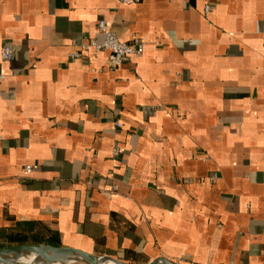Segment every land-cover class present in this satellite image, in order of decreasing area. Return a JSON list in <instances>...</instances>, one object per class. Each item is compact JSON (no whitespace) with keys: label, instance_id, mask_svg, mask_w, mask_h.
<instances>
[{"label":"crops","instance_id":"0c3cea01","mask_svg":"<svg viewBox=\"0 0 264 264\" xmlns=\"http://www.w3.org/2000/svg\"><path fill=\"white\" fill-rule=\"evenodd\" d=\"M101 20L143 53L70 60ZM4 46L0 245L264 264V0H0Z\"/></svg>","mask_w":264,"mask_h":264},{"label":"built area","instance_id":"2783aa9c","mask_svg":"<svg viewBox=\"0 0 264 264\" xmlns=\"http://www.w3.org/2000/svg\"><path fill=\"white\" fill-rule=\"evenodd\" d=\"M142 0H120L121 3L133 4L140 3ZM97 30L102 35V41L100 43L89 40L88 42L76 47L71 53L68 54L70 60H77L81 58L83 53L91 52L93 54L106 53L107 54V66L109 69L114 70L124 63L129 62L133 57L140 56L143 53V42L136 36L131 35L129 41H120L105 24L104 21H98ZM13 58L12 48L10 46H4L0 49V61L1 63H8ZM4 79V75L0 73V81ZM118 128L120 124L116 125ZM26 172L31 171V167L25 168Z\"/></svg>","mask_w":264,"mask_h":264},{"label":"water","instance_id":"95a60500","mask_svg":"<svg viewBox=\"0 0 264 264\" xmlns=\"http://www.w3.org/2000/svg\"><path fill=\"white\" fill-rule=\"evenodd\" d=\"M0 264H128L109 256L48 245H21L0 248ZM149 264H174L158 258Z\"/></svg>","mask_w":264,"mask_h":264},{"label":"trees","instance_id":"16d2710c","mask_svg":"<svg viewBox=\"0 0 264 264\" xmlns=\"http://www.w3.org/2000/svg\"><path fill=\"white\" fill-rule=\"evenodd\" d=\"M27 236H29L27 235V231L22 230L20 235H15V236L10 235L8 237H5L4 242H6V245L1 244L0 248L7 247V246L40 245L43 243H45V245H48V246L57 247L54 244H50V243L46 244V242L41 241L42 239L38 237V235L36 236V233L34 236H32L33 239H30L31 237H27Z\"/></svg>","mask_w":264,"mask_h":264}]
</instances>
